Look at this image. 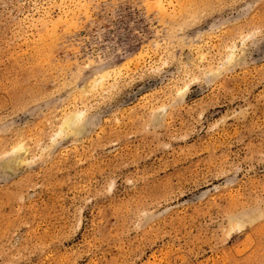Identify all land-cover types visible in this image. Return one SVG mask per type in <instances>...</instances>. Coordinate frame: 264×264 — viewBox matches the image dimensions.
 I'll use <instances>...</instances> for the list:
<instances>
[{"label":"rangeland","instance_id":"1","mask_svg":"<svg viewBox=\"0 0 264 264\" xmlns=\"http://www.w3.org/2000/svg\"><path fill=\"white\" fill-rule=\"evenodd\" d=\"M0 264H264V0H0Z\"/></svg>","mask_w":264,"mask_h":264}]
</instances>
